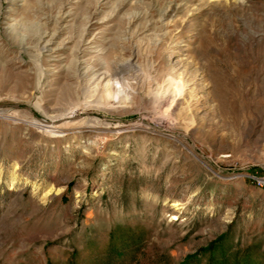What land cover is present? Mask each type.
<instances>
[{
	"label": "rangeland",
	"instance_id": "1",
	"mask_svg": "<svg viewBox=\"0 0 264 264\" xmlns=\"http://www.w3.org/2000/svg\"><path fill=\"white\" fill-rule=\"evenodd\" d=\"M186 260L264 264V0H0V264Z\"/></svg>",
	"mask_w": 264,
	"mask_h": 264
},
{
	"label": "bare ground",
	"instance_id": "2",
	"mask_svg": "<svg viewBox=\"0 0 264 264\" xmlns=\"http://www.w3.org/2000/svg\"><path fill=\"white\" fill-rule=\"evenodd\" d=\"M43 39V38H42ZM45 40V39H44ZM49 41V40H48ZM43 43V42H42ZM46 45H48V43H47V41L45 42V43H43V49H46L47 47H46ZM88 72V71H87ZM174 206H177V204H174Z\"/></svg>",
	"mask_w": 264,
	"mask_h": 264
},
{
	"label": "trees",
	"instance_id": "3",
	"mask_svg": "<svg viewBox=\"0 0 264 264\" xmlns=\"http://www.w3.org/2000/svg\"><path fill=\"white\" fill-rule=\"evenodd\" d=\"M213 247L211 246L210 248H208V250H211ZM190 259V258H189ZM188 259V260H189ZM188 260H186L185 262H184V264L186 263V262H188Z\"/></svg>",
	"mask_w": 264,
	"mask_h": 264
}]
</instances>
